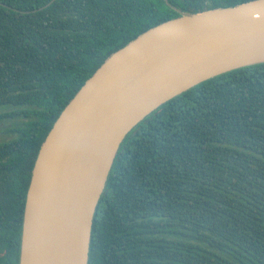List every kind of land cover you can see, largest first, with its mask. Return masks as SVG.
Segmentation results:
<instances>
[{
    "label": "trees",
    "instance_id": "16d2710c",
    "mask_svg": "<svg viewBox=\"0 0 264 264\" xmlns=\"http://www.w3.org/2000/svg\"><path fill=\"white\" fill-rule=\"evenodd\" d=\"M248 1L0 0V264H18L42 143L100 65L177 10ZM88 264H264V64L211 78L131 130Z\"/></svg>",
    "mask_w": 264,
    "mask_h": 264
},
{
    "label": "water",
    "instance_id": "95a60500",
    "mask_svg": "<svg viewBox=\"0 0 264 264\" xmlns=\"http://www.w3.org/2000/svg\"><path fill=\"white\" fill-rule=\"evenodd\" d=\"M177 12L112 53L53 123L31 172L18 264H88L96 207L131 130L211 78L264 64V0Z\"/></svg>",
    "mask_w": 264,
    "mask_h": 264
},
{
    "label": "rangeland",
    "instance_id": "374dc122",
    "mask_svg": "<svg viewBox=\"0 0 264 264\" xmlns=\"http://www.w3.org/2000/svg\"><path fill=\"white\" fill-rule=\"evenodd\" d=\"M7 125H10V123L8 122ZM1 128H3L2 124H1ZM8 138H9V137L6 136L5 134H3V135L0 134V141L5 140V139H8Z\"/></svg>",
    "mask_w": 264,
    "mask_h": 264
}]
</instances>
